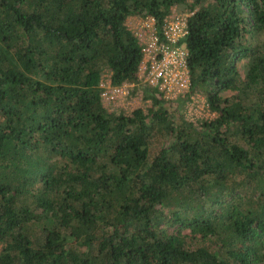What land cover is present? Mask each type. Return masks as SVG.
Segmentation results:
<instances>
[{
	"label": "trees",
	"instance_id": "obj_1",
	"mask_svg": "<svg viewBox=\"0 0 264 264\" xmlns=\"http://www.w3.org/2000/svg\"><path fill=\"white\" fill-rule=\"evenodd\" d=\"M174 5L189 90L108 110L104 71L138 81L127 17L160 34ZM0 264H264V0H0Z\"/></svg>",
	"mask_w": 264,
	"mask_h": 264
},
{
	"label": "built area",
	"instance_id": "obj_2",
	"mask_svg": "<svg viewBox=\"0 0 264 264\" xmlns=\"http://www.w3.org/2000/svg\"><path fill=\"white\" fill-rule=\"evenodd\" d=\"M188 14L187 12L167 14L164 17L160 34L155 28L154 19L146 17L151 24L150 33L144 43L139 41L143 51L139 70L143 73L144 82L157 88L165 100H173L180 95H185L190 88L187 49L183 40L188 31ZM135 35L138 37V33ZM100 85L104 99L112 98L114 94L123 89V83L112 85L109 78L104 80L101 77ZM190 96L191 107H193L197 103L196 96L193 93Z\"/></svg>",
	"mask_w": 264,
	"mask_h": 264
},
{
	"label": "rangeland",
	"instance_id": "obj_3",
	"mask_svg": "<svg viewBox=\"0 0 264 264\" xmlns=\"http://www.w3.org/2000/svg\"><path fill=\"white\" fill-rule=\"evenodd\" d=\"M171 12L184 13L185 11H181L179 7L174 5L171 9ZM149 22V19H147L146 17H142L136 14L129 15L126 19V24L135 33H138L139 41L142 43H144V41L148 39L151 28V24ZM240 63L242 64L241 67L243 68L244 61L241 60ZM142 74V71L139 70L138 81L124 82L122 85L123 89L114 94L112 98H102L103 104L107 107L108 110H113L116 112L122 111L125 113H130L136 107H141L145 112L148 110L149 106L151 105V100L150 98L143 97V87L141 86V84H144L145 82ZM102 77L104 80L108 79L109 72L104 71ZM226 93H229V91L223 92V94ZM193 95L196 96V105H193V107H191L192 102L190 96L188 99H185L184 103L178 106V111L182 112L183 117L188 120L192 119L190 121L196 124L204 120L205 118L213 117L215 113L210 110L205 96L200 92H195L193 93ZM177 98L167 101L175 102ZM156 145L157 142L154 146Z\"/></svg>",
	"mask_w": 264,
	"mask_h": 264
}]
</instances>
